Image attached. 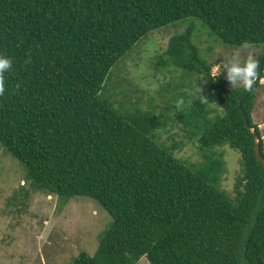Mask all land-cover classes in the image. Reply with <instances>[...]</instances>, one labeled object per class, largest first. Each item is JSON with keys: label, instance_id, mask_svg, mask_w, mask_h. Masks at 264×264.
<instances>
[{"label": "trees", "instance_id": "obj_1", "mask_svg": "<svg viewBox=\"0 0 264 264\" xmlns=\"http://www.w3.org/2000/svg\"><path fill=\"white\" fill-rule=\"evenodd\" d=\"M186 18L154 56L155 71L179 73L164 110L124 107L106 88L111 69ZM199 29L264 48V0H0V54L12 61L0 145L60 207L84 196L111 217L93 254L72 264H264V142L252 117L264 53L252 90L230 88L194 42ZM179 97L191 101L182 112ZM168 121L187 130L199 161L158 139ZM225 146L240 155L233 197L221 188Z\"/></svg>", "mask_w": 264, "mask_h": 264}, {"label": "rangeland", "instance_id": "obj_2", "mask_svg": "<svg viewBox=\"0 0 264 264\" xmlns=\"http://www.w3.org/2000/svg\"><path fill=\"white\" fill-rule=\"evenodd\" d=\"M188 19L154 30L111 69L106 88L110 90L116 85L115 98L123 102L124 107L132 100L143 108L164 110L165 100L170 96L165 88L179 81V73L166 69L155 71L154 56L166 48L169 37L176 33L174 30L185 29L187 23L181 22ZM194 42L213 63L212 74L222 75L230 88L234 86L226 79V70L214 71L218 64L236 55L246 60L248 55L264 53L262 46L253 45L248 49L224 46L203 29L195 33ZM260 83L252 117L264 142V77ZM172 111L166 114L172 115ZM158 139L166 145L182 142L174 151L179 158L195 162L201 159L197 143L188 138L187 130L179 122L168 121ZM219 151L225 163L221 188L233 197L240 173V155L228 146L220 147ZM25 174L23 165L0 145V264H72V259L82 251L93 254L99 235L111 220L108 212L97 201L84 196L73 197L60 207L56 195L34 190ZM136 264L148 262L142 257Z\"/></svg>", "mask_w": 264, "mask_h": 264}, {"label": "clouds", "instance_id": "obj_3", "mask_svg": "<svg viewBox=\"0 0 264 264\" xmlns=\"http://www.w3.org/2000/svg\"><path fill=\"white\" fill-rule=\"evenodd\" d=\"M241 47L243 49H248L250 45L244 42ZM260 67V62L255 59L252 55H248L246 60H242L239 55L232 56L228 61L221 62L218 64L217 69L214 71L226 70V79L230 82L231 86H236L237 84H242L245 91H250L256 82L258 69ZM12 68V61L10 58L0 54V94L4 92L5 84L3 75L10 71ZM200 95H201V89ZM192 95V93H189ZM202 101L206 100L201 95ZM191 101H186L183 97H179L174 101V108L176 112H182L190 104Z\"/></svg>", "mask_w": 264, "mask_h": 264}]
</instances>
